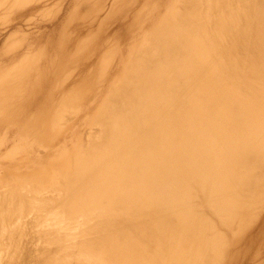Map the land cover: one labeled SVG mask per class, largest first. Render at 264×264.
I'll return each mask as SVG.
<instances>
[{
    "label": "bare ground",
    "instance_id": "1",
    "mask_svg": "<svg viewBox=\"0 0 264 264\" xmlns=\"http://www.w3.org/2000/svg\"><path fill=\"white\" fill-rule=\"evenodd\" d=\"M140 3L61 104L9 124L0 264H264V0Z\"/></svg>",
    "mask_w": 264,
    "mask_h": 264
},
{
    "label": "rangeland",
    "instance_id": "2",
    "mask_svg": "<svg viewBox=\"0 0 264 264\" xmlns=\"http://www.w3.org/2000/svg\"><path fill=\"white\" fill-rule=\"evenodd\" d=\"M102 1L0 0V74L19 72L18 79L10 83L8 87L0 86V155L16 151L13 143L10 142L6 146L2 144L6 139L9 124L15 121L14 118L25 114L26 120L29 121L38 114H47V103L53 104L54 101L59 100L61 104L64 95L57 93V89H62L63 86L61 79L64 80L69 73L73 75L64 91H69L74 84L80 82L82 74L96 66V64L93 66L95 63V58H93L94 60L86 63L89 65L84 67V63L88 60L84 58L85 54L91 52V48L98 43L106 42L108 38L117 39L115 30L128 22V19L124 17L126 12L130 9L129 13L132 15L137 11L136 6L142 2V0H134L124 3L122 11L117 12L118 14L114 12L116 14H111L108 19V16H104L107 12L97 17L96 10L99 4L103 3ZM106 1L109 3L112 0ZM136 33L134 30L133 34ZM122 36H124V42L128 40L127 35ZM85 38L89 40L87 46L83 48L84 51L81 52L77 47ZM117 42L118 39L111 43L115 45ZM27 52H30L28 57L43 53L33 73L27 71L24 66L21 67V64L28 58L23 59V55ZM113 53L116 52H112V56H114ZM112 58L109 59L111 63L115 57L113 61ZM79 60L82 62L80 63ZM73 62L77 63L75 67L72 66ZM79 75L80 77L76 79ZM111 75L113 77L115 73ZM8 134L10 136L8 139L11 141L13 134L10 132Z\"/></svg>",
    "mask_w": 264,
    "mask_h": 264
}]
</instances>
